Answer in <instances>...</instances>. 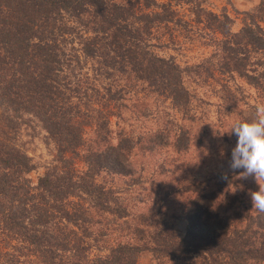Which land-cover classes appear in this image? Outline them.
<instances>
[{"label": "trees", "instance_id": "1", "mask_svg": "<svg viewBox=\"0 0 264 264\" xmlns=\"http://www.w3.org/2000/svg\"><path fill=\"white\" fill-rule=\"evenodd\" d=\"M171 1L193 4L197 22L221 36L227 55L221 72H235L251 84L264 81V70L255 76V69L246 67L251 52L264 53L259 24H264V0L256 19L237 33L227 15L191 0H0V264H20L21 258H35L36 264H138L149 250L145 244L123 243L105 256L90 257L101 236L91 231L101 222L91 209L127 216L117 192L97 178L104 172L131 174L130 155L140 137L114 134L111 118L125 107L124 89L132 81L187 114L185 71L152 51L153 28L177 22ZM33 121L57 153L56 165L36 182L29 177L31 158L14 143L20 128ZM85 127H94L88 141ZM168 140L165 129L149 139L155 145ZM187 140L180 129L173 148L185 150ZM80 149H85V171L73 165ZM209 184L186 189L195 197L186 207L185 237L177 241L166 234L153 254L180 264H264V213L244 208L231 224L212 211L216 190L208 191ZM230 184L219 176L214 186Z\"/></svg>", "mask_w": 264, "mask_h": 264}, {"label": "rangeland", "instance_id": "2", "mask_svg": "<svg viewBox=\"0 0 264 264\" xmlns=\"http://www.w3.org/2000/svg\"><path fill=\"white\" fill-rule=\"evenodd\" d=\"M191 1L216 15H227L232 21L233 33L256 19L261 3V0ZM171 7L177 22L153 28L151 43L155 47L152 51L157 56L171 58L185 71L182 78L190 94L188 111L186 115L179 112L169 99L151 92L144 83L132 81L124 89L125 107L119 110V116L111 118V129L114 134L124 131L134 138L140 137L134 139L136 144L130 155L131 174L118 177L104 172L97 179L117 192L127 216L114 218L91 209L93 217L101 221L93 225L91 231L101 236L94 243L90 257L105 256L108 249L118 244H145L149 250L141 253L138 264H180L177 260L157 258L153 249L159 239L170 232L177 241L185 237L186 207L195 197L193 187L201 182H210L208 191L216 190L212 211L230 218L231 224L235 223L231 218L235 212L254 209L250 193L258 191L259 185L254 177L239 178L243 169L230 168L232 149L238 137L229 131L235 121L255 118V105L264 103L261 89L264 81L260 79L259 85L251 84L235 72H221L227 57L219 43L221 36L204 22H197L193 4L171 1ZM259 24L264 27L263 23ZM246 65L247 71L255 69L254 74L258 76L264 70V53L251 52ZM164 129L169 136L168 144L155 145L149 141L157 131ZM180 129L187 132L188 140L185 150L177 151L173 144ZM93 130L94 127L84 128L87 141L93 137ZM14 143L32 160L34 170L29 177L33 182L57 163L55 146L36 121L23 125ZM84 150L80 149L79 154L72 157L77 171L86 170ZM219 176H226L231 184L215 188ZM188 188H193V192L187 191ZM86 205H90V201L87 200ZM193 258L201 262L199 256ZM21 261L20 264L37 263L35 258H21Z\"/></svg>", "mask_w": 264, "mask_h": 264}, {"label": "clouds", "instance_id": "3", "mask_svg": "<svg viewBox=\"0 0 264 264\" xmlns=\"http://www.w3.org/2000/svg\"><path fill=\"white\" fill-rule=\"evenodd\" d=\"M229 132L238 137L232 149L230 168L243 169L239 178L254 177L259 190L250 193L252 205L264 213V103L255 105L254 119L235 121Z\"/></svg>", "mask_w": 264, "mask_h": 264}]
</instances>
